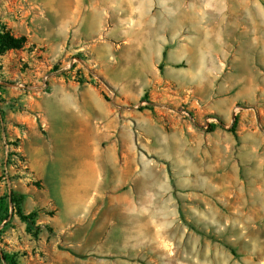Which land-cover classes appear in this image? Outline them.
<instances>
[{
    "label": "rangeland",
    "instance_id": "374dc122",
    "mask_svg": "<svg viewBox=\"0 0 264 264\" xmlns=\"http://www.w3.org/2000/svg\"><path fill=\"white\" fill-rule=\"evenodd\" d=\"M40 2L0 0V31L25 37L0 45V197L24 193L41 228L27 231L8 201L0 248L20 264L61 263L65 242L43 219L55 206L58 219L69 214L66 180L95 184L81 170L95 155L83 156L85 137L74 135L76 84L95 87L111 112L100 144L118 158L89 213L117 226L121 254L136 264H264V0H102L111 45L95 36L92 12L73 32ZM49 106L69 121L63 138L47 132Z\"/></svg>",
    "mask_w": 264,
    "mask_h": 264
},
{
    "label": "crops",
    "instance_id": "0c3cea01",
    "mask_svg": "<svg viewBox=\"0 0 264 264\" xmlns=\"http://www.w3.org/2000/svg\"><path fill=\"white\" fill-rule=\"evenodd\" d=\"M40 1L43 12L56 15L61 21L62 28L68 31L72 30L76 32L78 30L74 24H77L82 19L80 17L77 20V15L92 12L93 20H95L94 22L98 26V33L95 36L103 34V38L101 39L103 43L111 45V42L105 37L108 35L111 36L113 29H107L106 15L108 14V9L102 0ZM122 7H125V3L123 2H121L119 9ZM119 12L122 17L128 13L126 9L124 11L119 10ZM164 44H161V53H163ZM74 85L75 87H79L78 90L82 89L81 96L76 101H73L77 109L74 110V118L80 124V127L75 130L74 135H83L85 137V143L83 149H81L83 150V156L91 157L93 154L95 155L90 160L88 158L85 159L81 170L88 171L92 179L95 180V184L92 186L87 183L80 184L81 181L85 180H77L74 182L66 180L63 190H65L67 195L72 196L71 210L73 211L70 210L69 214L63 219H58L56 216L58 207L55 206V212L52 215L49 214L46 219H43V222L52 227L55 235L65 242V248L58 254L60 264H136V261L129 258L126 254H121L119 251L117 238L121 235L117 226L108 224V221H104L100 216L98 217V211L94 219L89 213L90 207L93 204L103 205L104 198L101 196L103 195L102 191L106 188L103 184V170L106 167L111 168L114 163L113 158H118V155L110 150H105L100 144L102 139L109 136L107 134H111V112L108 109L107 101L95 87ZM94 100L96 101L95 103L93 102ZM46 113L48 116L44 119L41 114V118L47 125L48 134L52 133L55 136L53 139L56 138V134L59 138L65 137L67 132L62 127V124L68 125V119L63 113L59 112V108L56 106H49L46 109ZM54 119L60 121L57 126L59 128L51 130ZM48 125L51 126L48 127ZM32 167L39 174L33 164ZM39 176L41 175L39 174ZM80 179L84 178L80 177ZM115 189H119V187L117 186ZM93 191L95 192L94 195H92ZM115 201L117 204H120V198H115ZM78 206L86 210L85 215L76 217L73 215L74 209ZM113 239H116L115 245L113 244ZM72 252L81 256H76Z\"/></svg>",
    "mask_w": 264,
    "mask_h": 264
},
{
    "label": "trees",
    "instance_id": "16d2710c",
    "mask_svg": "<svg viewBox=\"0 0 264 264\" xmlns=\"http://www.w3.org/2000/svg\"><path fill=\"white\" fill-rule=\"evenodd\" d=\"M25 41V37H14L9 32L0 31V45L6 47H21ZM106 98V96L104 95ZM25 199V194L17 190L10 189L8 194L0 197V221L6 218L7 209L10 201L13 204L14 212L18 218L26 223L27 231L34 230V234H38L41 230L40 225L36 223L37 212L30 211L25 212L22 208V202ZM76 256H81L77 253L72 252ZM3 261L5 264H20L17 256L14 253H9L0 248V262Z\"/></svg>",
    "mask_w": 264,
    "mask_h": 264
}]
</instances>
